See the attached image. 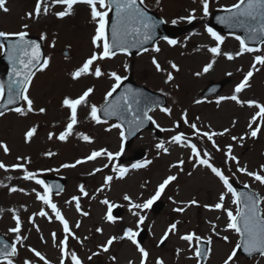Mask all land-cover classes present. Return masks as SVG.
<instances>
[{
    "label": "rangeland",
    "instance_id": "1",
    "mask_svg": "<svg viewBox=\"0 0 264 264\" xmlns=\"http://www.w3.org/2000/svg\"><path fill=\"white\" fill-rule=\"evenodd\" d=\"M236 1L210 0L209 13L214 8L225 7ZM36 2L37 0H7L6 6L9 11L0 10V31L9 33L26 31L38 36L45 35L46 39L43 40L46 56L48 55L49 59L48 67L42 71L37 70L31 81L32 87L28 96L33 100L34 111L27 115H20L8 110L0 119V142L6 143L10 149L7 154L0 149V161L6 165L25 163L28 171L37 172L42 180L44 175L52 173L64 178V189L58 193H51V199L68 220L75 236L79 238L69 236L68 249L75 251L83 264H129V261L140 264L139 252L127 239L115 241L108 252H103L98 247L111 236H122L124 230L129 227L138 232L136 239L149 252L147 264H156L158 258H162L164 264H223L227 255L237 244L238 234L226 229L225 212L203 207V205H213L218 202V196L223 191L222 184L207 167L193 166L190 148L168 143V141L177 132H184L193 143L197 144L202 154L203 150L207 149L211 154V162L221 168L225 175L247 184L264 197V185L238 172L237 163L227 160L225 155L227 145L231 144L232 154L238 158L239 166L246 165L250 171H257L260 165L264 164V121L257 118L256 124L261 126L257 137L245 135L249 132L248 124L251 118L259 109L256 106L232 100L221 101L219 105L216 103L220 96L234 94L235 86L251 69L255 55L264 54V51L244 53L232 60H228L221 54L215 57L213 68L203 73L204 65L214 59L209 48L214 47L216 41L206 30L209 27L206 22L209 15L204 16L200 0H144L148 7L160 11L167 23L183 26V30L171 38L177 43L170 45L164 39L159 40L153 47L135 56L118 52L110 59L96 62L106 75L100 78L86 75L74 80L70 73L81 66L94 52L99 51L92 44L97 25L91 19L90 8L83 3L77 4L74 6L73 14L61 19L55 15V12L63 9L61 6H54L46 15L42 13L38 19H29L26 14L33 11ZM45 3H50V0H45ZM192 9H196L195 20L188 22L181 19L188 16ZM173 20L177 22L174 24ZM24 24L28 25L27 29L23 28ZM220 34L225 37L221 45L222 53L235 54L240 50L239 41L235 38L237 35ZM156 46H159V52L154 51ZM64 47L70 48L67 56L61 53ZM254 48L264 49V43ZM153 57L164 71H157L152 63ZM171 63H175L179 71L172 69ZM118 66L120 76L131 74L137 83L163 94L167 100L163 107L171 108V115L162 112L161 107L151 110L150 115L156 122L153 124L160 125V134H156L154 127L143 130L127 148L123 147L122 154L114 157L112 161H109L106 156H101L96 160L76 165L74 168H62V164L75 163L77 159H83L94 150L104 148L112 153L121 150L122 138L119 135L121 129L111 128L109 131L107 129L114 124L111 123L109 127L104 128L103 123L97 124L88 117L91 104H96L100 108L105 101L106 93L114 84V79L107 74L116 72ZM257 68L259 71H254L249 80V87L238 94L241 101L255 100L258 104H264V66L258 64ZM168 72H172L174 79L166 83ZM197 72L202 74L197 76L195 75ZM226 77L229 81L219 92L209 97H200L202 89L208 82L219 81ZM88 87H93L94 91L88 98L89 106L80 107L81 114L84 116H78L79 123L83 122L80 123L81 128L78 127L76 131L74 128L73 134L66 141H60L55 137L50 140L49 133L58 136L63 130L59 127L66 125L70 116V113L62 108L63 98H75ZM197 100L201 103L197 104ZM20 107L26 110V102H22ZM42 107L46 109L44 113L39 112ZM185 111H187L189 123H196L202 131L223 132L225 128L229 129V132L224 135L214 137L216 145L222 151L214 148L212 142L206 138L200 140L193 136V130L183 120ZM55 112L60 113L62 117H54ZM31 113L34 116L30 115ZM177 124H179L178 128ZM256 124L253 126L255 127ZM32 127L37 129L34 135L36 137L29 141L28 144L31 145H27L21 142V137H25L26 131ZM98 127L103 129L100 128L93 134L91 142L82 140L74 142L80 137L78 133L83 132L91 136ZM161 129H170V131ZM232 136L238 139L233 141ZM239 137L244 139L240 140ZM161 140L166 142L168 153L155 147ZM49 151L54 155L51 157L45 155ZM140 152L142 156L138 158L137 154ZM146 154L151 156V163L146 167L133 169L132 164L147 160ZM18 157L30 158L31 162L18 160ZM179 159L184 160L182 171L180 167H171ZM121 166L128 169L123 177L119 176L118 171ZM98 168L101 170L95 171ZM114 168L117 170L114 171ZM169 175H175L177 179L170 182L160 198L156 200L159 202L158 209L154 205L148 209H134L131 208L129 201L123 198L127 194L131 197L132 203H143L154 195L158 185ZM23 176L22 169L9 168L7 171L0 169V210H2L0 211V232L17 247L18 254L12 257L14 264H24L25 259L31 260L32 264H43L29 250L30 248H35L44 254L51 264H60L62 253L56 245L66 235L63 225L55 219V214L50 208L36 199L33 189L42 192L43 187L37 185L34 180L23 179ZM107 176H113V179L105 184ZM80 185L84 186L87 196L80 193ZM12 187L22 188L24 191L12 192L10 191ZM73 196L80 197L81 210L88 212V216H83L77 211L75 201L71 199ZM105 199L111 206L122 208L121 215L114 222L105 219L109 207L102 203ZM192 199H196L198 204L188 205L187 202ZM177 207H185V211L182 213L174 211ZM225 207L231 209L233 213L236 211L237 205L232 203L230 194L225 199ZM41 209L47 211L52 219L36 215L33 223L30 217L33 213H39ZM12 210H15V214L21 219L19 235L26 237L22 243L17 242L16 233L9 231L15 227ZM261 210L264 212V200H261ZM134 211L145 217L142 224L137 225L138 217L132 215ZM177 221L179 222L178 231L170 234L165 243L160 244L159 241L168 226ZM77 222L80 223L79 228L76 227ZM213 224L216 225V232L219 235L212 232ZM97 228L103 231L96 232ZM189 232H194L205 239L212 237L209 244L210 252L202 263H199L195 256L197 241H193L190 246L188 242L180 238ZM52 233H56L55 243ZM224 236L228 237L227 241L223 239ZM177 249H180L179 254ZM93 252L99 254L92 256ZM89 256H92L91 260L88 259ZM113 256L116 257L115 261L111 259ZM0 264H4L3 259H0ZM65 264H71V261L66 259ZM234 264H264V256L245 258L237 254Z\"/></svg>",
    "mask_w": 264,
    "mask_h": 264
},
{
    "label": "snow or ice",
    "instance_id": "2",
    "mask_svg": "<svg viewBox=\"0 0 264 264\" xmlns=\"http://www.w3.org/2000/svg\"><path fill=\"white\" fill-rule=\"evenodd\" d=\"M86 4L90 8V15L92 21L97 25L95 28V35L92 37V44L99 50L94 52L90 57H88L81 66L77 67L74 71L70 73L72 79L78 80L83 76L86 75H94L97 78H100L106 73L102 71V68L96 63L98 60L106 59L114 57L117 53L114 49L119 48L121 52L127 53L128 49L125 46V39L124 37L131 33H126L123 30L126 26L133 25L132 27V33H135L137 35L143 36V41L146 42L150 39H152V33L155 29V22L152 21V18L149 17L143 7H141V4L143 3V0H50V3H45V0H37L33 11L27 13V17L29 19L31 18H39L40 15L47 14L50 10V8L54 6H61L63 10L55 12V15L58 18L63 19L66 16H69L73 14L74 6L77 4ZM7 0H0V10L4 12H8L9 9L6 6ZM200 4L202 5V11L204 16L209 15V4L210 0H200ZM113 6L115 8L116 13V21L112 25V43H109L108 39V23H109V12L113 10ZM224 11L228 13V15L224 17H218L221 23L228 24L231 26H240L244 27L246 25V22L256 21L259 19V27L253 28L251 25H248V31L250 33V39H256L257 38V32H264V0H237V3L232 4L231 6H226L224 8ZM196 9H192L191 13L186 17H181V19H185L188 22H191L196 19L195 15ZM176 20H173L172 23H176ZM23 28L27 29L28 25L24 24ZM207 32L209 35L216 41V45L214 47L209 48V51L213 53L214 59L204 65L202 72L207 73L209 72L215 63V57L223 54L228 60H232L235 57L241 56L244 53H253L256 51H264V49H256L254 47H249V45L245 42L243 38L240 36H236L235 38L240 42V50L236 52L235 54L230 52H223L221 51V45L224 42L225 37L222 36L219 32L215 31L213 28L208 27ZM28 33L26 31H19L15 33H7L0 31V37H3L5 39H9L10 37H16L17 39L14 42H11L7 49V54L9 59L15 63L18 61L23 66V72L19 71L15 67H13V73L16 76H22V79L16 80L14 82L10 81L7 89V100L4 103V106L15 104L16 101L23 100L26 102V110L23 107H16L14 109H9L10 111H15L16 113H19L20 115H27V113L33 112V100L29 98L27 95L28 87L31 84L32 77L35 75V72L33 69H37L38 71H42L46 69L49 65V59L44 58L41 59V51H40V44L36 41H28L25 38L27 37ZM41 39H46L45 35L41 36ZM164 40L167 41L170 45H175L177 41L168 39V37H163ZM262 43H264V39L261 40ZM53 41V46H54ZM0 48H4V45L0 43ZM147 51V49H145ZM154 51L159 52L160 48L159 46H156L154 48ZM152 63L155 65L157 71H164L161 68L160 63L156 60L155 57L152 59ZM264 66V54L261 55H255L254 62L251 66V69L244 74L243 79L235 86L234 94L231 96H220L216 103L219 105L221 101L224 100H232L236 101L237 103H247L249 106H256L259 111L256 112V114L251 118V121L248 124L249 132L246 133V136L251 137H257L258 133L261 131V126L259 124H256L257 118H259L261 121H264V104H258L255 100H248V101H241L239 98V93H241L245 88L249 87V80L253 76L254 71H259V68H257V65ZM127 67V65H125ZM171 68L179 71L178 66L175 63H171ZM202 72H197L195 75L199 76L202 74ZM112 79H114L115 83L112 85L111 89L106 93L105 95V101L107 102L103 108V113L105 116H113L118 115L120 112V109L122 105H127V108L129 110L132 109V102H135L136 96L138 93L131 89L130 87L125 90L124 93L121 94L120 97L117 98L115 102H109V97L113 96V93L116 92V90L121 86V83L126 77H122L118 75L116 72L108 73ZM231 75V73H229ZM174 79L172 72L167 73L166 83L170 82ZM13 83L18 85L17 90H13ZM94 88L88 87L85 90L82 91L80 95H78L75 98L72 97H64L62 101V106L70 110V116L68 118V122L64 128V131L60 132L58 136H55L54 133H49V139H53L54 137L60 141H66L69 136L73 134L75 126L79 123L78 120V108L81 106H89L88 105V98L93 93ZM5 98V86L3 83H0V101H4ZM197 104L201 103V101L197 100ZM90 111L88 113V117L95 121L97 124L104 123L106 121H103L100 116L101 109L97 107L96 104H91ZM151 109H148L144 111V119L148 121H152L153 123H156L153 120V117L151 115H148V111ZM162 112L171 115L172 109L168 107H161L160 109ZM46 111L45 108H40L39 112L44 113ZM5 113L3 111H0V116H3ZM197 119H199L197 117ZM183 120L185 124H188V126L193 130V136L197 137L200 140H203L206 138L208 141L212 142V145L214 148H216L218 151H222V149L219 148L218 145H216L214 137L218 135H224V133L229 132L228 128H225L223 132H215V131H202L201 128L197 126L196 123H189L187 119V111L183 113ZM140 123H143V120H140ZM235 123V122H234ZM256 124L254 127L253 125ZM157 128H160L159 124H156ZM176 127H179V124L176 125ZM111 128H119L120 130V137L123 139H126L125 132L122 129V126L120 124H114L111 125L109 129ZM162 131H170V129H161ZM37 129L35 127H32L28 129L25 133V140L31 141L33 136L35 135ZM85 142H91L92 138L81 132L78 133ZM233 141L237 140L238 137L232 136L231 137ZM240 140H243L244 137H239ZM168 143L177 144L179 146L190 148L191 150V157L194 161L193 166L196 167L204 166L210 169V171L219 179V181L222 184L223 191L220 192L218 196V202L213 205H203V207L210 209V210H221L226 213L227 215V224L226 229H230L235 231L239 234L241 238V242L237 243L235 247L232 249L230 254L227 255L226 259L224 260L223 264H234V259L237 256V250L241 247L243 248L244 252L248 253L250 256L255 253L259 252L261 255H264V212H262L259 208V203L261 200H264V197H260L258 194L254 192H238L236 188L233 187V184L230 180L229 175H225V172L219 168L216 167L211 162V154L207 151V149L203 150V154L201 153V149L198 148L196 143H193L191 139H189L184 132H177L175 135L170 137V140ZM166 142L164 140H161L159 143L155 145V147L164 152L168 153L169 149L165 146ZM0 149L4 151V153H9L10 149L6 143L0 142ZM123 143L121 144V150L116 153H112L107 151V149L101 148L99 150H94L91 152L90 155H87L83 159H77L75 163L72 164H62V168H74L76 165L82 164L86 161H93L96 160L98 157L106 156L109 161H112L114 157H119L123 152ZM45 155L51 157L54 155L53 152L49 151L45 153ZM226 159L235 161L237 163V171L240 173L246 174L248 177L252 178L256 182H258L260 185H264V164L260 165L259 170L257 171H250L247 166H239V160L236 156L232 154V145H227V151L225 153ZM18 160H27V163H30V158L25 157H18ZM151 163L150 160H145L143 163H134L131 165L133 169L137 168H143L146 167ZM184 164L183 159H179L176 164L171 165V167H180L181 171L182 166ZM107 167V165H105ZM9 168L15 170V169H22L24 172L23 179L29 180V181H35L37 185H41L43 187V191L39 192L33 189V192L36 194V199L38 201L43 202L44 205H46L48 208L51 209V211L55 214V219L58 220L63 225V231L66 234L64 236V239L59 242L56 246L60 249L62 253V257L60 260V264H65V260L69 259L71 261V264H83V261L78 257L75 251H69L68 249V238L71 236L72 238L79 239L75 236V233L72 231L68 220L64 217V215L61 213L60 209L57 207L55 203H53L51 199V188L49 185L45 183L44 180L40 179L38 177L37 172L28 171L25 163H15L12 165H6L3 161H0V169H4L7 171ZM101 169H96L95 171H100ZM116 171L117 169H113ZM119 176L123 177L128 169L124 167H119ZM191 175V173H189ZM113 176H107L105 177V184L112 181ZM177 177L175 175H169L167 176L157 187L154 195H152L150 198L145 200L143 203H132L131 197H129L127 194L124 195V199L129 201L131 208L134 209H148L150 208L153 203L158 200L161 196V194L164 192L166 186L169 185L170 182L175 181ZM59 187V186H57ZM246 187H249L246 185ZM10 191H21L23 192L24 189L12 187L10 188ZM79 191L84 196H87L88 193L85 191V188L83 185L79 186ZM231 195L232 203L237 205V209L235 213L231 209H228L225 207V199L228 195ZM72 201H75V206L77 211L81 212V215L88 216V212H84L81 210L80 207V197L79 196H73ZM102 203L105 205H108V213L105 217L106 220L114 222L116 217L112 215L111 211V205L109 204V201L107 199L103 200ZM243 203L244 209L242 210L239 206ZM188 205H197L198 201L196 199H192L187 202ZM2 211V210H0ZM14 215L13 219L15 221V227L9 229L10 232L17 234V242H21L26 239V237H22L19 235L21 231V219L20 216L15 214V210H12ZM174 211L178 213H182L185 211V207H177L174 209ZM36 215H39L41 217H47L49 220L52 219L51 216H49V213L45 211L44 209H41L39 213H33V216L30 217V220L34 223V217ZM133 216H137V225H140L144 222L145 217L143 215H140L139 212H133ZM219 219V217H217ZM178 221L170 224L165 231L164 235L161 237L159 243L163 244L168 239L170 234H175L178 231ZM76 227H80V223L77 222ZM37 230L39 231V228L37 227ZM103 229L97 228L96 232H102ZM212 232L219 235V233L216 232V225H212ZM138 235V232L134 230L132 227L127 228L124 230L122 236H111L107 239V241L98 247L103 252H108L110 247L113 245V243L117 240H129L137 249V251L140 254V264H147L149 252L141 246L140 242L136 239ZM53 241L55 243L56 239V233H52ZM182 240L189 243V245H192L193 241H200L202 238L197 236L194 232L186 233L185 235L180 237ZM87 239V237H85ZM212 237L209 236L207 238V241L209 244H211ZM224 240H228L227 236L223 237ZM81 244L83 241H80ZM8 246L5 244L3 246V249H0V258L3 259L4 264H14V260L12 257H15L18 254L17 247L13 245L11 247V250H7ZM35 257H37L40 261L43 262V264H51L49 260L45 257L44 254H42L40 251H38L35 248L29 249ZM180 249H177V254H179ZM208 252H210V249L204 250L202 253L200 248H196L195 250V256L199 259L202 258L204 255H206ZM98 252H93L92 256L98 255ZM92 256H89L88 259L91 260ZM113 261L116 260V257H111ZM24 264H32L31 260L25 259ZM129 264H134L133 261H129ZM156 264H164V261L162 258H158L156 260Z\"/></svg>",
    "mask_w": 264,
    "mask_h": 264
},
{
    "label": "water",
    "instance_id": "3",
    "mask_svg": "<svg viewBox=\"0 0 264 264\" xmlns=\"http://www.w3.org/2000/svg\"><path fill=\"white\" fill-rule=\"evenodd\" d=\"M138 3H139V0H138ZM141 7H143L145 9L147 15L152 18V21L155 22L156 26H155V29L152 33V39H150L146 42H142L143 41L142 35H137L135 33H132L133 25L126 26L123 31L126 33H131V34H128L124 37V39L126 41L125 46L127 47L128 51H130V52H137L138 50L146 47L147 45H149L151 43H153L154 40L157 39L158 37L172 36L177 31L176 29H173V28L165 25L163 23V20L161 18H159V16H157L155 13H153L149 9L145 8L142 4H141ZM226 15H228V13H226L224 10H218V11L214 12L210 23L214 26L215 29L239 33L241 38H243L247 44L255 45V44L260 43L261 40L264 39V32H257V38L256 39H250L249 38L250 33L248 31V25H251L253 28H258L259 23H260L259 19H257L256 21H251V20L247 21L246 25L244 27H240V26H231L230 27L228 24L221 23L220 20L218 19V17H224ZM115 21H116V13H115V8L113 6V10L111 12V18H110L109 23H108L109 43H112V25ZM116 49H119V48H116ZM116 49H114V50H116ZM7 63H8L7 65L6 64L3 65L1 58H0V78H1V80H3L4 86H5V98H4V101L0 102V110L6 108L8 106H16L20 102V100L18 99L15 104L7 105L6 107L4 106V103L7 100V89H8V85H9L10 81L14 82L16 80L23 78L22 76L18 77L13 73V67H15L19 71L23 72V66L18 61L14 65L13 62L9 58H7ZM225 81L226 80L219 82V83L216 82V83L211 84L209 87L210 89L207 90L206 92H204V94L216 92L218 89H220V87L222 86V84ZM12 86H13L14 91L17 90L19 87L15 83H13ZM138 89H140L142 92L146 93L148 96L153 95V93L149 92L148 90H146L142 86H138ZM137 93H138V95L136 96L135 102H132V109L129 110L127 108V105H122L119 114L116 115L119 118V121H121L127 125L130 132H132L131 128L140 129L141 127H144V126L149 124V123H147V120L144 119V117L142 115L143 107H144L143 106V96L141 98H139L141 93H139V92H137ZM140 120H143V123H140ZM137 130H135V131H137ZM132 133H136V132H132ZM132 135L133 134H130L129 137H132ZM129 142L130 141H128V143ZM236 189L238 192H254L251 189H249L248 187L243 186V185H236ZM254 193H256V192H254ZM256 194H258V193H256ZM239 207L243 210L244 209L243 203ZM259 208H260V205H259ZM240 242H241V238H240ZM3 246H4L3 242L0 241V249H3ZM199 248L201 249V251L203 253L204 250L207 249L206 242H199ZM238 251H240L242 254H245L247 257H250V255L248 253L244 252L242 247L240 249H238ZM258 253L259 252H255L252 255L258 254ZM204 257H205V255L202 258H200V260H202Z\"/></svg>",
    "mask_w": 264,
    "mask_h": 264
}]
</instances>
